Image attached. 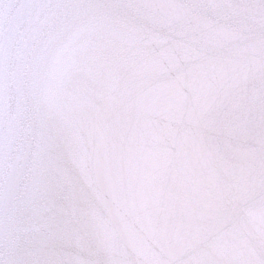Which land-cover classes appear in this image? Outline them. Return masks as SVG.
I'll use <instances>...</instances> for the list:
<instances>
[{
  "label": "snow or ice",
  "instance_id": "6c2138e0",
  "mask_svg": "<svg viewBox=\"0 0 264 264\" xmlns=\"http://www.w3.org/2000/svg\"><path fill=\"white\" fill-rule=\"evenodd\" d=\"M0 264H264V0H0Z\"/></svg>",
  "mask_w": 264,
  "mask_h": 264
}]
</instances>
